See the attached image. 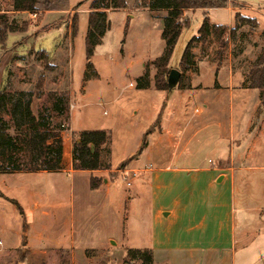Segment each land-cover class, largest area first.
I'll use <instances>...</instances> for the list:
<instances>
[{"label": "rangeland", "instance_id": "obj_1", "mask_svg": "<svg viewBox=\"0 0 264 264\" xmlns=\"http://www.w3.org/2000/svg\"><path fill=\"white\" fill-rule=\"evenodd\" d=\"M228 1L231 13L221 9L207 14V18L215 25H227L229 21L230 29L237 25L234 37L225 39L223 49L212 39L202 46L195 45L194 49H199L196 51L198 56L201 52L209 56L222 53L225 58L222 61L232 65V91H214L213 88L218 89L216 83L206 72L202 74V82L212 90L204 93V100L216 102L217 106L212 105L209 115L203 117L204 121L209 122L206 129L186 147L188 156L184 158L183 166L187 171L173 172L172 167L167 173L155 171L162 168L161 164L154 160L145 162L144 158L140 159L138 166L131 168L132 161L137 159L139 153V135L130 133L135 121L131 117L130 105L121 101L110 104L116 94L107 96L104 108L97 106L75 110L71 130L70 102L66 110L64 99L59 103L60 111L54 108V94L67 96L66 89L71 80L74 90L79 87L78 71L86 64L88 15H80L72 77L66 61V55L70 54L66 26L58 30L49 22L44 30H28V26H33L36 21L39 23L41 17L32 20L26 15H9L12 28L18 30L26 24V29L22 33H10L6 46L0 50V85H6L12 94L31 93L32 112L44 116L51 126L61 125L62 138L69 151L78 131H106L110 138L107 146L103 147L101 159L108 170L92 174L90 185L94 181L100 184L99 187L103 186L104 191L108 188L109 193L108 205L104 209L95 200L83 206V209L80 200L71 202L78 221H74L72 228L75 233L73 243L68 244L72 240V230L68 223L69 207L66 205L71 201L73 185L79 183L82 188L85 181L88 182L89 174L75 178L47 173L1 174L0 191L6 193L7 197L3 194L0 201V209L4 213L0 218V234L9 230L12 237L6 245L2 244L4 238L0 236V264H171L183 256L186 260L192 257L190 262L184 264H264V101H260V90L248 88L246 78L264 46V0ZM86 2L82 0L77 4ZM126 3L132 5L134 0H126ZM10 6L9 0H0V10H9ZM204 15V11L190 12L188 19H183L182 22H187L189 26L182 29L176 42L169 71L180 70L183 50L196 36ZM237 17L256 20L258 28L254 31L248 24H237ZM127 20L132 24L127 46L134 55L126 62L120 60L121 56L115 58L120 70L119 81L126 85L132 81L135 83V77L139 75L137 57L143 37L148 41L149 57H156L164 44L157 34L158 22L150 13L130 10L124 14L116 11L107 18L109 29L95 47L98 57L118 53L120 46H123ZM70 27L72 39L77 33L72 34ZM39 50L48 52V57H44V52ZM130 60L133 63L131 67L127 66ZM197 63L211 64L210 61L201 60ZM121 65L127 68L125 73ZM196 69L193 66L190 69L193 72L181 73L183 86L191 85V75L196 74ZM151 70L154 75L156 71L153 66L148 68L154 85ZM88 75H92V69H88ZM102 75L111 78L108 81L113 85L114 78L109 70L102 69ZM40 76H43V85L38 91L36 85ZM177 88L179 85L173 90ZM104 109L107 114L103 112ZM117 113L124 119L122 124L116 122ZM215 118L229 127L232 125V138L225 140L217 135L213 127ZM4 119L9 120V117L4 116ZM189 120V116L182 119L183 125ZM145 125L146 122H143ZM166 131L171 135L170 127L169 130L166 127ZM10 133L14 134L13 129ZM18 157L21 162L27 160L25 149L19 152ZM218 165L228 170L213 171ZM150 185L155 190L156 186L161 189L153 194L152 187L148 189ZM77 189L73 193L76 197L83 193ZM31 195L46 199H35L28 205ZM10 198L18 202V207L10 203ZM175 199L179 203L174 202ZM246 199L249 201L247 209ZM94 209H98L106 220L93 222L91 219L89 222L88 212L92 213ZM166 209L173 213L169 220H164L160 214L161 210ZM40 214L47 222H40ZM88 222L91 226L90 236H83L81 234L86 232ZM115 223L119 228H115ZM43 238L46 242H43ZM54 239L61 245L53 243ZM191 249H196V252L188 253ZM147 252L151 255V263L146 259Z\"/></svg>", "mask_w": 264, "mask_h": 264}, {"label": "crops", "instance_id": "obj_2", "mask_svg": "<svg viewBox=\"0 0 264 264\" xmlns=\"http://www.w3.org/2000/svg\"><path fill=\"white\" fill-rule=\"evenodd\" d=\"M82 0H68L67 2V10L65 11H52V12H45V13H40V15L37 17L40 21L39 23H36L28 26L29 29H43L46 28L48 23L50 22L51 24L53 23L55 25V28H58V30L62 29L63 26H66V31H67V43L70 49V54L67 56L66 55V61L67 65L69 67V75L72 73V65H73V54H74V47H75V42L78 37V30H79V24H80V15H88L89 12V4L90 1H87L83 5H81L77 11H74L73 9L75 8L77 2H80ZM11 4V0H9ZM146 11L154 17V19L158 22V29L157 34L161 35L162 29H163V23L162 19L165 16L166 12L164 11H149L147 9H133L132 5H127L126 9L119 10L120 12L124 14H128L129 11ZM221 9H210L208 11L204 10H195V11H190V10H184L182 11V16H181V21L183 19H188V13H194L196 11L198 12H205L206 16L204 15V18H207V14L213 13V11H217ZM222 10H225L229 13L232 12L231 7L223 8ZM118 11V12H119ZM116 11H109L107 12V18ZM0 13H7L8 15H20V16H25L30 19V15L28 13H13L11 11V6L9 10H0ZM76 15L77 17V35L74 36L71 39V19L73 15ZM160 15V16H157ZM209 24L215 25L209 21V18H207ZM185 21V20H184ZM64 25H63V24ZM127 31L125 33V37L123 40V46H120L118 53L117 54H112V55H107L106 57L101 56L98 57V53L96 49H94L93 55L90 59V63L92 65V75L89 76L87 79L84 78V74L86 72V64L83 65L78 71V76H79V87L77 90H74L72 88V80L70 82V85L67 87L66 92L68 93L67 99H68V104L70 102L72 108L70 111V117H69V126L71 130V123L73 119L75 118L74 116V111L79 110L85 107H103L106 104V99L107 96L109 95H114V99L110 101L112 103H117V102H125L126 104L130 105V108H132V113L131 117L132 119L134 118L135 121L133 122L132 127L130 128L133 133L135 132L136 135H139V145L137 146V150L139 151L137 159L133 160L131 163V168L134 166H138L140 163V159L144 158L145 162L147 161H156L157 163H160L162 168L156 169L155 171L160 172V173H167V171H170L171 168L173 167L174 169L172 170L173 172H181V171H187L186 167L183 166L184 158L188 156L186 154V147L188 146L189 142L194 139L196 135L199 133L203 132L206 127L208 126L207 121L203 120V117L205 115H209V111L213 107L212 105H216V102L211 103L207 102L204 100V93H209L211 90L210 86H205L204 82H202V74L206 72L209 76L210 79L213 81V83H216V86H218V89H214V91H224L225 89L229 92L232 91V78H233V72H232V65L229 62H224L222 60H225L224 57H222L221 54H217V50H215V54H212V56L207 55V53H202L201 55L198 56L196 53L198 48L192 49V53L195 57V66L197 67L194 75H191V85H186L183 86L182 82L184 81V78L181 74V85L179 88L176 90L172 91H156L155 88L153 87V83L151 81L148 68L152 67V62L159 58L163 51H164V44L163 47L160 46L159 49V54L156 57H149V51H148V41L146 40V37L144 36L143 39L141 40V47H140V52H139V57H137V62L138 66H140L139 70V75L135 77V80L138 78L142 77L145 73L149 75V86L145 89H137L135 86V83L132 81L133 86H129V84H124V82L119 81V74L120 70L117 68V64L115 63L117 56H121L120 60L125 61L129 60L133 55V51L128 49V37H129V32L131 31V23H128ZM223 27H228L230 28L231 24L228 21L227 25H219ZM198 31V30H197ZM182 32V31H181ZM181 34V33H180ZM193 38V37H192ZM210 39L214 40L212 37L209 38L204 44L208 43ZM202 46L203 44H198ZM199 50V49H198ZM46 52V51H45ZM48 53V52H47ZM97 59V61H95ZM210 61L211 64L208 63H200L198 65V61ZM170 61V60H169ZM230 61V58L228 59ZM87 63V61H86ZM101 64H103V67L107 70H109L110 74H112V77L114 78V83L111 85V83L108 80H111V78L107 79L104 78V75H102V69H104ZM133 63L131 60L129 63H127V66L131 67ZM170 66V62L168 64ZM121 70L124 71V73L127 71V68L124 65H121ZM187 72H193L192 70H189ZM88 74V73H87ZM151 76H153V71H150ZM72 77V74L70 75ZM105 79V80H104ZM212 91V90H211ZM74 102V103H73ZM217 106V105H216ZM104 108V107H103ZM119 112L122 110L119 108H116ZM117 111V112H118ZM105 114L106 111L105 109L103 110ZM103 113V114H104ZM187 116L190 117L189 122L186 125H183L182 119L187 118ZM123 117L117 113L116 115V122L122 124L123 123ZM213 123L214 131H216L217 135H220V138L222 139H227L232 138L233 136V127L232 125L229 127L225 122H220L219 118L216 119ZM143 122H146V125L143 126ZM157 122H159V125H156ZM156 125V128H153V130H150L152 126ZM166 127L167 130H169L170 127V132L171 135H168L166 133ZM165 128V129H164ZM80 132V131H78ZM218 139V137H216ZM142 143L143 146H142ZM216 154L218 155V152L216 150ZM189 170V169H188ZM213 171H224L228 169L220 168V165L217 167H214L212 169ZM231 170V169H230ZM101 171H107V170H101ZM96 171H74L71 168L65 171H60V172H14V173H9L8 175H13L17 173H47V174H64L68 176H72L75 178L76 176H81V174L88 173V182L85 181L84 186L82 188L81 185L76 186L75 184L73 185V193L74 190H82L83 193L82 195H77V197L72 193L71 195V201L69 202L66 207L68 208V211L70 213V220L68 221L69 226L71 224V238L72 240L68 242L73 243V237H74V230L73 225L74 221H78L75 217L74 210L72 211V206L71 202H74L75 200H80L81 201V209H83V206L90 205L92 200L97 201L98 205L101 207V209H104L105 205L108 203V193L109 190L108 188L103 189V186H100L96 189H92L90 185V180L92 177V174H94ZM2 173H0L1 175ZM6 175V174H3ZM218 177V176H217ZM225 178V176H223ZM223 178V180H224ZM84 179V178H83ZM219 178L217 179V181ZM84 182V181H83ZM89 185V186H87ZM89 187V188H88ZM152 187L153 189V194H155V191H159L160 186H156L157 190H155L154 186H148V189ZM165 187V186H164ZM2 195L4 194L6 196V193L1 192ZM7 197V196H6ZM3 198V197H2ZM2 198L0 197V201H2ZM9 198V197H8ZM35 199L39 200H44L46 199L43 196H35L31 195L29 198V203L28 205L32 204L35 202ZM11 204L14 205L12 202L16 203L18 206V202L10 198ZM50 201L49 199H47ZM235 201V200H234ZM51 202V201H50ZM174 202L179 203L178 199H175ZM54 203V202H53ZM56 204V203H54ZM249 201L246 199V209L248 208ZM61 205V204H60ZM108 205V204H107ZM15 206V205H14ZM62 206V205H61ZM59 209V208H58ZM37 211H40L36 209ZM82 211V210H81ZM30 212V211H29ZM41 212V211H40ZM92 214V216H91ZM161 216L164 218V220H169L172 217V211L169 209L166 210H161L160 211ZM4 215L3 210L0 209V218H2ZM53 216V215H52ZM89 222L91 219L93 222H100V221H105L106 218L101 217V212H98V209L92 210V213L90 211L88 212ZM101 217V218H100ZM38 218L41 220L40 222H47V219L45 220L44 216L40 214ZM50 221H53V219H50ZM86 223L87 225V230L86 232H83L81 235L85 236H90L91 232V226L90 223ZM115 228H119L117 224H114ZM0 236H2L4 239V243L8 245L10 243V240L12 237L9 230H7L4 233H1ZM52 241V240H51ZM43 242H46L43 238ZM53 243H59L61 245V242L57 241V239L53 240ZM194 248V244H192ZM171 246V245H169ZM166 248L165 250H167ZM196 249H191L188 251V253L193 254ZM181 251L180 253H182ZM178 258H182L178 257ZM189 260H186L185 257L179 261H177V264H184L185 262H190L192 257H188ZM154 261L155 257H154ZM175 262H171V264H176Z\"/></svg>", "mask_w": 264, "mask_h": 264}, {"label": "trees", "instance_id": "obj_3", "mask_svg": "<svg viewBox=\"0 0 264 264\" xmlns=\"http://www.w3.org/2000/svg\"><path fill=\"white\" fill-rule=\"evenodd\" d=\"M90 1L88 12V27L85 37L86 72L84 78L89 77L88 69H92L90 59L94 49L100 44L102 37L109 29L107 24V12L119 11L127 8L126 0H85ZM68 0H11L13 13H45L52 11L67 10ZM230 4L228 0H134L133 9H147L149 11H164L162 19L163 29L161 40L164 41L162 55L152 62L155 68L154 88L156 91H168L166 79L169 74V60L173 49L180 36L182 29L187 28V22L181 21L184 10L223 9ZM77 4L74 11L80 7ZM10 16L0 13V50H3L10 33L24 32L26 24L16 30L10 25ZM239 25L248 24L251 30H256V20L246 17H237ZM72 34L77 33V17L74 14L71 19ZM128 20L124 30L127 29ZM237 27V25H236ZM228 27L209 24L204 18L196 36L185 46L180 59V73L189 71L195 66V57L192 53L195 45L205 43L213 38L220 49L226 46L225 39L233 38L235 30ZM46 29V28H44ZM44 57H48L47 52ZM220 54V53H219ZM182 77V76H181ZM248 88L260 90V101H264V46L260 56L252 64L246 75ZM43 85V76H40L36 89L39 91ZM181 85V79L178 83ZM177 85V86H178ZM137 89H145L149 86V75L145 73L135 80ZM31 93L19 92L12 94L6 85H0V173L9 174L14 172H60L68 169L74 171H101L108 170L102 165L101 154L103 147L107 146L109 134L103 130L81 131L73 143L71 151L65 146L61 125L51 126L44 116H37L32 112ZM54 108L61 110L59 103L64 99L65 110L68 103L67 96H57ZM257 114V111H256ZM4 116L9 117L5 120ZM13 129L14 134L10 133ZM144 143H142L143 146ZM25 149L26 161H20L19 152ZM100 184L92 181L91 188L96 189ZM2 198V194L0 193ZM16 207V203L12 202ZM146 259L151 263V255L147 252Z\"/></svg>", "mask_w": 264, "mask_h": 264}, {"label": "water", "instance_id": "obj_4", "mask_svg": "<svg viewBox=\"0 0 264 264\" xmlns=\"http://www.w3.org/2000/svg\"><path fill=\"white\" fill-rule=\"evenodd\" d=\"M181 74L178 70L171 69L166 79L167 90L172 91L175 89L180 81Z\"/></svg>", "mask_w": 264, "mask_h": 264}, {"label": "built area", "instance_id": "obj_5", "mask_svg": "<svg viewBox=\"0 0 264 264\" xmlns=\"http://www.w3.org/2000/svg\"><path fill=\"white\" fill-rule=\"evenodd\" d=\"M29 15H30V19L34 20L40 15V13H29ZM129 86H133V84L129 83ZM70 108H72V106H70Z\"/></svg>", "mask_w": 264, "mask_h": 264}]
</instances>
